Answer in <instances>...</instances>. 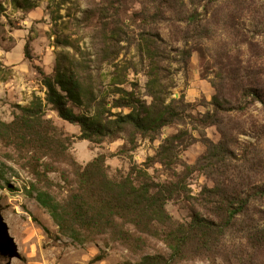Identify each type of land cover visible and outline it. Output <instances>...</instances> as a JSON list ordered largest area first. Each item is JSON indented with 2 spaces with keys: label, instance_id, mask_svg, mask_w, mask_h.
Listing matches in <instances>:
<instances>
[{
  "label": "rangeland",
  "instance_id": "374dc122",
  "mask_svg": "<svg viewBox=\"0 0 264 264\" xmlns=\"http://www.w3.org/2000/svg\"><path fill=\"white\" fill-rule=\"evenodd\" d=\"M31 1V8L20 9L0 0V264H136L147 255L169 257L165 237L189 229L195 214L221 222L217 210L226 200L205 189L243 197L264 191V104L251 98L237 103L231 80L244 76L264 93V0H203L205 7L183 0L172 13L157 11L154 0ZM192 12L206 14L204 36L191 40V33L185 44L180 30L189 25L178 20ZM196 43L203 56L192 48ZM184 50L191 56L184 58ZM58 70L90 92L92 107L70 103L79 114L111 119L129 112L114 107L115 99L128 101L125 89L142 105L153 102V93L166 102L182 96L184 119L154 139L130 127L103 140L81 138L80 125L46 102L41 72L55 77ZM213 82L235 108L227 104L216 122L206 124L201 119L213 113ZM35 95L44 106L31 122L23 107ZM179 132L184 142H176L172 159L161 160L160 146ZM98 155L105 156L112 177L136 168L139 181L170 189L171 218L150 234L129 227L147 239L142 247L131 248L112 233L75 241L36 199L44 191L66 204L76 187L75 165ZM82 235L91 236L87 230ZM260 235L264 197L255 198L234 225L216 230L210 242H191L175 264H264Z\"/></svg>",
  "mask_w": 264,
  "mask_h": 264
},
{
  "label": "trees",
  "instance_id": "16d2710c",
  "mask_svg": "<svg viewBox=\"0 0 264 264\" xmlns=\"http://www.w3.org/2000/svg\"><path fill=\"white\" fill-rule=\"evenodd\" d=\"M154 1L157 11L167 13L177 10L179 8L177 3L183 2V0ZM11 2L20 9L31 8L30 6L34 5L31 0H11ZM199 2L203 7L208 6L202 3L203 0ZM205 17L206 14L203 16L201 13L192 12L178 20L179 23L186 21L189 25V29L180 28L185 44H188V37L191 33V40L198 41L203 38ZM192 48L202 54L199 43H196ZM28 54L27 50L26 55L28 56ZM186 56H191L189 50L188 53L184 50V58ZM41 74L43 75V85L47 88L46 102L53 106L61 118L80 125L81 138L84 139L93 141L103 140L107 136H117L125 127L132 128L137 134L144 137L154 139L164 126L184 119L180 112V108L185 105L182 96L179 99L166 102L164 98L161 99L158 94L153 93V102L150 105H142L133 92H128L125 89H120V91L128 95V101H122L121 98L115 99L114 107H128L129 112L116 113L115 118L111 119L105 118L104 115L97 112L92 115L79 114L70 103L80 107L93 106L90 92H87L84 84L64 70H58L55 77L42 72ZM231 80L237 82L239 91L233 94L237 103H241L245 98H251L250 102L259 101L264 104V93L253 85H247L244 76H234ZM213 86L217 91L211 102L213 113H206L201 119L206 124L216 122L218 114L229 108L226 107L227 104L235 108L231 101H227L225 93L217 84L213 82ZM43 106V99L35 95L31 106L23 107L24 118L33 122L42 113ZM183 135L184 133L179 132L166 138L158 152L161 160L173 158L174 148H177L176 142L178 140L184 142ZM134 169L136 168H132L127 175L120 178L112 177L108 172L105 156L98 155L85 165H75L76 187L72 189V194L66 204L57 201L50 193L44 191H39L36 199L49 210L60 231L75 241L90 240L96 236L112 233L114 239L124 242L131 248L142 247L147 243V239L133 232L129 227H133L139 232L149 233V230L155 229L165 216L171 218L166 210L168 200L166 191H170V189L153 185L146 180L139 181L134 176ZM205 190L211 196H223L226 200L225 204L219 206L217 210L221 222L217 223L215 219L195 214L193 221L189 224V229L167 234L165 237L171 249L169 257L162 254L147 255L136 264H175L183 258L185 249L191 242L197 240L201 245L210 242L216 230L222 232L234 225L236 219L249 210L255 198L264 197V191L260 189L244 197L233 194L223 195L218 187ZM82 230L89 231L91 236L83 237ZM157 234L162 236V233ZM262 238L264 236L258 237V239Z\"/></svg>",
  "mask_w": 264,
  "mask_h": 264
}]
</instances>
